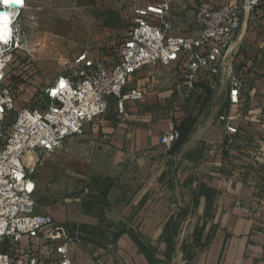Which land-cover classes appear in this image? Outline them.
Masks as SVG:
<instances>
[{"label":"crops","instance_id":"obj_1","mask_svg":"<svg viewBox=\"0 0 264 264\" xmlns=\"http://www.w3.org/2000/svg\"><path fill=\"white\" fill-rule=\"evenodd\" d=\"M127 1L27 0L25 22L30 26L38 23L61 37L56 42L47 40V49L50 45H62L72 51L71 57L86 51L88 56L111 60L115 46L123 40L133 21L125 19L131 8L130 3L126 5ZM154 1L161 0H149L144 6ZM244 1L178 0L169 3L172 34L197 35L193 17L201 4L242 5ZM89 33L97 34L95 42L85 41L78 52L76 48L73 50L76 39ZM231 54L234 55V73L244 81L247 101L241 105L237 118L239 134L229 155L207 158L209 148L222 132L218 116L229 110V85L219 98L224 104L222 109L214 106L218 100L215 88H210L206 97L200 86L190 98L191 106L184 109L187 100L182 101L174 93L172 66L143 69L131 77L130 86L144 89L145 94L138 101L126 102L125 122H121L114 111H108L89 124L84 134L76 136L83 141L88 156L94 151L104 153V163L112 171L118 167L123 182L134 178L149 179L125 209H121L122 201L134 194L133 190L130 191L128 184H123L119 191L111 190L116 196L105 207L106 219L94 217V212L77 203L76 215L71 208H66V214L60 217L51 211H39L52 214L73 231L76 239L70 245V257L77 264H163L172 254L162 244L163 233L181 220L184 224L191 221L192 225L206 222L200 239L201 242L206 240L204 246L181 264H264V0H260L255 11L244 15ZM58 73L47 75L46 84ZM226 80L220 75L216 86ZM186 126L187 135L183 140L170 146L161 143L163 131L172 128L180 131ZM169 160L188 164L189 175L186 176L182 169L172 175L170 170L161 167L138 172L130 169L133 162L155 166ZM194 175L198 180L193 183L190 179ZM169 176L174 178V183L166 186L163 181ZM186 177L190 181L182 182ZM131 211L133 217L129 215ZM100 220H109L108 225L122 226L112 243L108 242L110 249L103 247L101 251L96 250L99 246L92 237L96 236ZM53 235L57 243L61 234L54 229ZM195 236L192 232L190 239Z\"/></svg>","mask_w":264,"mask_h":264},{"label":"built area","instance_id":"obj_2","mask_svg":"<svg viewBox=\"0 0 264 264\" xmlns=\"http://www.w3.org/2000/svg\"><path fill=\"white\" fill-rule=\"evenodd\" d=\"M259 2L199 5L193 37L172 34L169 2L135 5L131 27L115 46L113 59L82 51L65 60L64 70L28 103L19 105L13 82H8L11 65L27 57L38 71L28 50V4L0 0V264H77L70 257L75 236L62 232L56 243L55 217L36 210L35 170L40 157L84 134L111 108L125 119L126 102L144 97V89L130 86L131 77L143 69L172 66L174 93L182 101L189 100L201 84L213 89L217 77L225 74L229 110L218 116L222 132L207 158L229 155L239 134L237 110L247 91L234 73L231 49L244 15L255 11ZM179 137V130L172 128L161 133L160 141L170 146Z\"/></svg>","mask_w":264,"mask_h":264},{"label":"rangeland","instance_id":"obj_3","mask_svg":"<svg viewBox=\"0 0 264 264\" xmlns=\"http://www.w3.org/2000/svg\"><path fill=\"white\" fill-rule=\"evenodd\" d=\"M128 1L126 2V5L130 3L131 8L127 11V17L125 19H128L130 22L134 18L133 7L135 5L148 4L149 0ZM176 1L178 0H169V3L171 4ZM25 29L29 34L27 38L29 41L28 50L32 55H34L33 62L37 66V72L41 78V86H43L46 84L45 79L47 78V75L51 73L55 74L64 70V61L71 57L69 55H71L72 51L68 48H62V45H50L47 49L45 44L47 40L49 42H56V40H60L61 37L55 32L52 33V31L48 32L45 28L43 29L38 23H35L32 26L26 24ZM96 37L97 34H86L84 38L76 39V47L75 45H72V49L74 50L76 48V52H78L77 49L80 44H83L85 41L94 43V39ZM222 76L226 77L225 74ZM227 84L229 85L228 79L214 87V91L216 90L215 92H217L218 95V100L215 101L214 106L216 105L221 109L224 104L223 102H220L219 98L227 89ZM245 100L247 101V96L245 97ZM23 103H28V101ZM191 104L190 99L187 100V104L185 102L184 109L188 106L190 107ZM19 105H21L20 102ZM241 105L237 110V112H239V116L240 109H242ZM109 111L113 112L114 110L111 108ZM114 113L119 117L121 122H125V120L122 119V116L118 115L115 111ZM209 114L211 113L209 112ZM82 144L83 141H79L78 138L72 137L68 139L57 151L40 157V163L38 164L34 174L37 184L36 210L38 212L51 211L52 213H55L56 216L58 215L60 217L62 213L66 214V208H71V212H74L76 215L77 203L78 206L82 204L84 208H89L90 212H94V217H104L106 219L105 207L110 201H113V198L116 196L115 194H111V190L119 191L123 184H128V187L131 188L130 191L133 190L134 194L122 201L123 205L121 209H125L133 202L137 190L144 185H147L149 179L145 177L130 179L128 180V183L123 182L120 170H117L118 167L112 171L110 170V167L104 163L106 161V159H103L105 156L104 153H100L99 151L96 153L94 151L90 157L86 152L87 149H84L83 147L84 144ZM187 165L188 164H185L184 162L180 163L178 160L156 163L155 166H153V163L142 164L133 162L130 165V169L134 172H138L142 169L157 170L161 167L164 170H170V174L176 173V170L178 169H182L185 175H189V170L191 168ZM187 179L190 178L186 177L182 180V182L188 183L191 180L194 183L198 180L196 179V175L191 176L189 181ZM173 183L174 178H171V176L163 181V184L166 186H170V184ZM163 212L165 214L169 213V211H162V213ZM129 215H131V217L134 216L132 215V211L129 212ZM140 217H142V215H140ZM108 221L100 220L99 225L96 226V236L92 235L99 246L96 250L101 251L104 249L103 247L110 249L107 245L108 242L113 241L115 235L122 229V226L118 224L108 225ZM181 221H176L175 224L170 225L166 233H163L164 240L162 241V244L165 245V250L168 249L169 251H172V254L164 259L163 264H181L189 255L194 253L196 250L201 249L205 244L206 240L201 242L200 239L201 235L204 233L206 222L199 221L195 225H192L191 221L186 224ZM135 227L138 228L139 225H136ZM146 228L147 227L144 229ZM54 229H56L60 234L62 232H69V234H72L71 236H74L73 231L71 232L69 227L63 225V223H61L58 219H56V226L53 230ZM192 232L196 236L190 239V234ZM97 236H99V238H96ZM138 244L139 246H142V243L138 242ZM147 244L151 245L150 242ZM74 250L76 251V249ZM174 250L176 251L174 252Z\"/></svg>","mask_w":264,"mask_h":264},{"label":"trees","instance_id":"obj_4","mask_svg":"<svg viewBox=\"0 0 264 264\" xmlns=\"http://www.w3.org/2000/svg\"><path fill=\"white\" fill-rule=\"evenodd\" d=\"M40 80L41 78L36 68L27 57L15 61L9 69L8 82H13L14 96L21 104L29 101L35 96L36 92L41 87ZM199 86L202 88L203 92H205V96H209L211 89L203 84ZM179 132L180 137L177 141L180 142L187 135V126L184 129H180Z\"/></svg>","mask_w":264,"mask_h":264}]
</instances>
